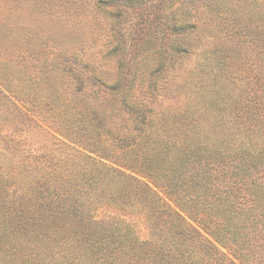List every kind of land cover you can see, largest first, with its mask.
Returning a JSON list of instances; mask_svg holds the SVG:
<instances>
[{
	"label": "trees",
	"instance_id": "trees-1",
	"mask_svg": "<svg viewBox=\"0 0 264 264\" xmlns=\"http://www.w3.org/2000/svg\"><path fill=\"white\" fill-rule=\"evenodd\" d=\"M197 1L196 18L206 20L196 25L179 16L183 0L160 2L170 8L171 39L140 93L141 74L96 73L111 96L105 104L85 98L81 85L64 91L49 73L25 89L16 72H0V264H264V71L245 84L212 64L226 44L215 45L211 19L228 20L230 1ZM121 5L114 19L128 12ZM230 23L248 30L241 19ZM193 50L196 96L185 81L187 109L159 111L146 98L162 95ZM11 104L34 128L8 114Z\"/></svg>",
	"mask_w": 264,
	"mask_h": 264
},
{
	"label": "rangeland",
	"instance_id": "rangeland-1",
	"mask_svg": "<svg viewBox=\"0 0 264 264\" xmlns=\"http://www.w3.org/2000/svg\"><path fill=\"white\" fill-rule=\"evenodd\" d=\"M97 1L0 0V72H16L23 79L25 89L30 81L47 80L42 75L49 73L64 91L71 93L81 85L87 92L85 98L95 103L105 101V104L110 103L107 101L111 96L109 90L95 80L96 73L102 75L120 71L129 76L141 74L135 84V89L140 93L143 84L146 85L151 74L157 70L156 59L160 53L156 51H160L161 46L166 48L168 40L171 39V34L168 36L164 32L170 8L164 10L165 6L162 4L168 0H134V4L132 1L128 2L129 0H114L115 5L128 4L119 7L128 9V12H121V16L115 19L109 13L118 6L108 5L102 9L96 6ZM183 1L179 12L183 20L189 19L195 25L196 21L202 23L206 20L205 17L196 18L199 17L196 15V10L200 7L199 1ZM229 1V9L225 13L228 20L221 19L219 12H215L211 19L215 45L220 46L222 41L226 44L225 51H217L212 55V64L228 69L230 76L238 75L240 78L241 75V80L246 84L245 78L248 74L264 71V18L249 15V10L253 9L263 13L264 0H248L246 4L251 5L249 10H242L235 1ZM130 5L133 6L128 7ZM237 19L247 25V31H240L238 26L229 24ZM224 25L226 28L222 32ZM196 34L193 36L195 42ZM174 38H178L176 34L172 36V39ZM244 39L246 41L243 42ZM196 57V50H193V53L183 58L184 60H178L177 69H174L173 73L179 72L180 76L172 75L168 81L165 76L166 87L162 95L153 101L151 97H147L149 104L166 114H179L187 109L189 104L184 91L192 89L194 91H191L189 96H196ZM117 58L125 61L120 69L116 66ZM81 61L90 62L92 65L83 68ZM74 63L75 69L70 68ZM4 64H9L12 69L9 66L3 67ZM72 71L79 75L81 82L71 76ZM185 81H189L186 84L188 86L182 91L180 87ZM37 85L39 84H33L32 87ZM140 95L142 97L144 94ZM10 102L6 101L1 109L5 110ZM113 106L114 103L107 108L111 110ZM9 107L8 114L15 116L18 124L23 122L24 118L28 120L27 116L15 115L12 104ZM28 108L31 110L34 106ZM35 112L28 114L38 119L34 115ZM24 122L22 125L28 123L30 128H34L33 123ZM24 135H27L26 132ZM106 161L112 163L111 160ZM136 219L142 236H145V221L141 216H136Z\"/></svg>",
	"mask_w": 264,
	"mask_h": 264
}]
</instances>
